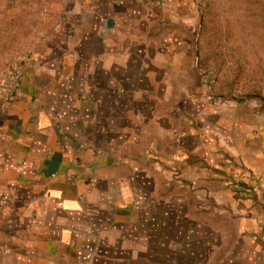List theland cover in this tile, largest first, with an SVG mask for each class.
I'll use <instances>...</instances> for the list:
<instances>
[{"label":"crops","instance_id":"crops-1","mask_svg":"<svg viewBox=\"0 0 264 264\" xmlns=\"http://www.w3.org/2000/svg\"><path fill=\"white\" fill-rule=\"evenodd\" d=\"M146 1L63 0L17 63L0 98L10 264H264V106L211 94L202 0Z\"/></svg>","mask_w":264,"mask_h":264},{"label":"rangeland","instance_id":"rangeland-1","mask_svg":"<svg viewBox=\"0 0 264 264\" xmlns=\"http://www.w3.org/2000/svg\"><path fill=\"white\" fill-rule=\"evenodd\" d=\"M62 2L0 0V72L17 65L52 31ZM206 11L213 48L207 47L204 36L200 46L210 68L205 72L211 73L212 81L219 80L214 84L219 96H213L234 99L256 93L264 98V0H209ZM252 98L261 101L245 99ZM1 253L0 246V264H10Z\"/></svg>","mask_w":264,"mask_h":264},{"label":"built area","instance_id":"built-area-1","mask_svg":"<svg viewBox=\"0 0 264 264\" xmlns=\"http://www.w3.org/2000/svg\"><path fill=\"white\" fill-rule=\"evenodd\" d=\"M165 0H147L146 4L152 5H163ZM23 76V72L20 66H13L10 69L0 72V98L2 101H11L16 97L18 85ZM70 179V178H69ZM92 183V180H90ZM233 187L238 190L241 194L246 193V189L238 182H234ZM12 202V198L3 193L0 194V210L9 206Z\"/></svg>","mask_w":264,"mask_h":264},{"label":"trees","instance_id":"trees-1","mask_svg":"<svg viewBox=\"0 0 264 264\" xmlns=\"http://www.w3.org/2000/svg\"><path fill=\"white\" fill-rule=\"evenodd\" d=\"M203 3L201 4L200 19H199L200 28H199V32H198V36H197V40H196V52H197V64H198L199 68L202 71H207V69H210V68H208L207 62L204 60V58L201 55L203 49L200 46V43H201V39H202L203 36H204L205 39H207V42H208L207 47L208 48H213V43L210 44L209 41H208V37H211V35H212V33L208 34V32H209V30H211V28H210V25H208V23H209V20H208L209 19V15H208V12L206 11V9H208L209 0H203ZM204 9H205L206 12L204 11ZM59 14H60V12L59 13L57 12V13L54 14V16L58 15L57 18L54 20L55 23L57 22ZM212 27H213V25H212ZM222 33H224V32L222 31ZM223 37H224V35L222 36V39H223ZM221 46L223 48L224 44L222 43ZM225 48H229V40H227V42H225ZM8 69H10V68H8ZM8 69H6V70H8ZM218 81H219L218 77H216L210 83V90H211L212 95H215V94L217 95V93L215 92V85L214 84L216 82H218ZM217 96H219V95H217ZM246 96L247 97H257V98H259L262 101L261 102L262 105L264 106V103H263L264 98L260 97L258 94L253 93V94H247ZM246 96H242V98L239 97V98H234V99L242 100L243 98L244 99L247 98Z\"/></svg>","mask_w":264,"mask_h":264},{"label":"water","instance_id":"water-1","mask_svg":"<svg viewBox=\"0 0 264 264\" xmlns=\"http://www.w3.org/2000/svg\"><path fill=\"white\" fill-rule=\"evenodd\" d=\"M108 23H110V21H108Z\"/></svg>","mask_w":264,"mask_h":264}]
</instances>
